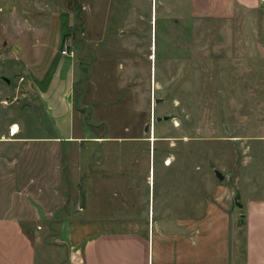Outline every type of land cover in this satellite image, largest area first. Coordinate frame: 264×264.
Masks as SVG:
<instances>
[{"label": "rangeland", "instance_id": "rangeland-1", "mask_svg": "<svg viewBox=\"0 0 264 264\" xmlns=\"http://www.w3.org/2000/svg\"><path fill=\"white\" fill-rule=\"evenodd\" d=\"M58 35L75 62L74 127L87 140L65 145L55 220L100 208L92 218L139 221L153 202L198 218L220 189L238 218L235 198H264L263 5L0 0V131L17 124L25 136L45 123L28 68L33 47L49 53Z\"/></svg>", "mask_w": 264, "mask_h": 264}, {"label": "crops", "instance_id": "crops-1", "mask_svg": "<svg viewBox=\"0 0 264 264\" xmlns=\"http://www.w3.org/2000/svg\"><path fill=\"white\" fill-rule=\"evenodd\" d=\"M233 1L246 10L262 5ZM60 35L51 52L37 47L41 42L31 50L28 75L45 123L25 136L20 127L12 132L17 124L0 131V264H264V198L249 200L238 218L230 194L220 189L198 218L174 217L179 210L153 202L139 221L92 218L100 208L55 220L63 210L65 145L87 140L75 131V62L59 52ZM154 179L153 171L151 203L157 200Z\"/></svg>", "mask_w": 264, "mask_h": 264}, {"label": "water", "instance_id": "water-1", "mask_svg": "<svg viewBox=\"0 0 264 264\" xmlns=\"http://www.w3.org/2000/svg\"><path fill=\"white\" fill-rule=\"evenodd\" d=\"M3 80H4L5 82H7L8 84L10 83V80L7 79V78H4V77H3ZM161 102H163L162 99H157V100H156V103H157V104H159V103H161ZM162 120L167 121V120H169V117H165V118H163V119H162V118H158V119H157V122H161ZM151 126H152V125H151V123H150V124H148V125L145 127V132H146V133H149V132L151 131ZM211 168L215 170L216 175H217V177H218V179H219L220 181H224V180H225V176H224L221 172H219L218 170H216V165H215L214 163H212V162H211ZM235 204H236V206H238L240 209L243 208V205H241V204L238 202L237 198H235ZM243 222H244V219L242 218L241 223H243Z\"/></svg>", "mask_w": 264, "mask_h": 264}, {"label": "bare ground", "instance_id": "bare-ground-1", "mask_svg": "<svg viewBox=\"0 0 264 264\" xmlns=\"http://www.w3.org/2000/svg\"><path fill=\"white\" fill-rule=\"evenodd\" d=\"M152 58H154V55H153ZM12 132H13L14 134H17V133L19 132V126H18V125H15V126L13 127ZM153 141H155V130H154V138H153ZM171 164H172V162H170V160H169L168 165H171Z\"/></svg>", "mask_w": 264, "mask_h": 264}, {"label": "built area", "instance_id": "built-area-1", "mask_svg": "<svg viewBox=\"0 0 264 264\" xmlns=\"http://www.w3.org/2000/svg\"><path fill=\"white\" fill-rule=\"evenodd\" d=\"M261 3H262V5L264 6V0H262V2H261ZM61 53H62V55H63V56H73V55H72V53H71V52H69V50H68V47H67V48H65L64 50H62V52H61Z\"/></svg>", "mask_w": 264, "mask_h": 264}, {"label": "trees", "instance_id": "trees-1", "mask_svg": "<svg viewBox=\"0 0 264 264\" xmlns=\"http://www.w3.org/2000/svg\"><path fill=\"white\" fill-rule=\"evenodd\" d=\"M245 218V216H243V219Z\"/></svg>", "mask_w": 264, "mask_h": 264}]
</instances>
